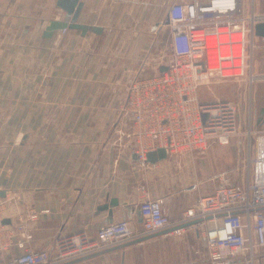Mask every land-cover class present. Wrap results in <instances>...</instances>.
<instances>
[{"label": "crops", "instance_id": "crops-1", "mask_svg": "<svg viewBox=\"0 0 264 264\" xmlns=\"http://www.w3.org/2000/svg\"><path fill=\"white\" fill-rule=\"evenodd\" d=\"M82 1L78 20L100 31L56 29L43 37L49 19L66 16L55 0H0L3 219L13 242L23 237L16 225L24 222L33 249L51 248L59 233L93 235L122 218L140 227L138 203L146 194L160 197L163 212L178 218L214 190L213 176L226 161L217 153L230 148L211 140L202 154L141 163L122 103L134 75L154 73L170 59L160 4L173 0ZM241 1L264 10V0ZM190 161L193 176L182 168ZM111 198L118 203L101 207ZM202 228L156 232L59 264H211ZM19 251L8 248V254ZM233 264H264V247L252 262L240 255Z\"/></svg>", "mask_w": 264, "mask_h": 264}, {"label": "built area", "instance_id": "built-area-1", "mask_svg": "<svg viewBox=\"0 0 264 264\" xmlns=\"http://www.w3.org/2000/svg\"><path fill=\"white\" fill-rule=\"evenodd\" d=\"M166 16L167 68L134 75L126 86L122 110L130 120L132 150L145 163L147 152L157 147L173 156L203 152L212 139L228 144L239 127L238 105L226 98L202 100L199 87L213 78L244 80L249 88L243 124L252 148L240 184L225 179L178 218L163 212L160 197L146 194L138 203L140 227L122 218L93 235L84 229L59 233L51 248L41 249L30 246L24 222L16 225L23 237L13 242L11 228L3 222L5 198L0 196V264H59L160 231L180 235L198 224L211 264H233L240 255L252 262L264 247V106L257 114L252 107L264 71L254 69L250 52L254 26L264 22V10L255 9L253 2L245 8L241 0H173ZM66 30L59 29L61 34ZM12 244L21 251L8 254Z\"/></svg>", "mask_w": 264, "mask_h": 264}, {"label": "rangeland", "instance_id": "rangeland-1", "mask_svg": "<svg viewBox=\"0 0 264 264\" xmlns=\"http://www.w3.org/2000/svg\"><path fill=\"white\" fill-rule=\"evenodd\" d=\"M162 7L160 12H164L168 6V3L160 4ZM255 43L254 46L250 49L251 52V61L255 70L264 71V39L260 37H254ZM166 46H158V50H165ZM168 53H170V48L168 47ZM256 91L258 96L252 101V107L255 109L256 114L259 113L261 106H264V81L258 82ZM248 86L244 80H235V79H223L217 80L213 78L208 83H203L199 87V98L202 100L213 99V98H226L234 101L238 105V110L240 113L239 127L235 135L231 137V140L227 145L230 147L227 152L224 150H217L219 155L216 159L219 160L220 156H225L226 161L222 163L220 172L215 174L213 178L216 180V185L223 182L225 179H228L229 182L240 184L241 179L244 176L245 169L247 167V157L251 151V145L249 144L252 141L250 137L248 143V136L243 124V116L246 112V105L248 102ZM254 90V86L253 89ZM214 140V139H212ZM211 141V140H210ZM216 141V140H214ZM222 145V144H221ZM208 150L207 148L205 149ZM197 151L200 154L204 153ZM211 151V150H210ZM227 154V155H225ZM214 155V154H212ZM216 155V154H215ZM174 157V156H173ZM221 161H224L221 159ZM193 162H188L185 166H182L185 174L189 172V176H193Z\"/></svg>", "mask_w": 264, "mask_h": 264}, {"label": "water", "instance_id": "water-1", "mask_svg": "<svg viewBox=\"0 0 264 264\" xmlns=\"http://www.w3.org/2000/svg\"><path fill=\"white\" fill-rule=\"evenodd\" d=\"M56 6L65 11V18H51L48 20V23L45 26V29L42 33L43 37H50L54 30L60 29L62 27L66 28H77L80 29L81 34H85L87 30H93L95 32L100 31L101 27L99 25H89L87 23L80 22L78 20L79 13L83 6L82 0H55ZM164 22L167 23V16L164 19ZM254 33L257 36L264 37V22H258L254 26ZM167 65H161L160 71L165 70ZM261 113L264 112V108H261ZM167 152L163 147H157L155 150H150L147 152L146 161L155 162L166 158ZM4 195V190H0V196ZM118 203L116 198H111L108 203L102 204L101 207L107 208L108 206L116 205ZM111 210L109 209V213ZM8 219H3V222Z\"/></svg>", "mask_w": 264, "mask_h": 264}]
</instances>
